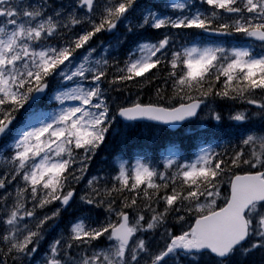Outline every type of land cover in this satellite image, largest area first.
Segmentation results:
<instances>
[{"label":"snow or ice","instance_id":"obj_1","mask_svg":"<svg viewBox=\"0 0 264 264\" xmlns=\"http://www.w3.org/2000/svg\"><path fill=\"white\" fill-rule=\"evenodd\" d=\"M0 264H264V0H0Z\"/></svg>","mask_w":264,"mask_h":264},{"label":"trees","instance_id":"obj_2","mask_svg":"<svg viewBox=\"0 0 264 264\" xmlns=\"http://www.w3.org/2000/svg\"><path fill=\"white\" fill-rule=\"evenodd\" d=\"M211 127V126H210ZM146 128L143 125H136L126 129V144L128 146L138 147L143 151V154H149L152 158H156L168 146L177 147L181 153H190L196 147L197 141L200 138H207L213 132L209 129L204 131H195V122L189 125H184L177 132H170L166 128L159 130L155 136H149L142 139L141 129ZM188 128V129H187ZM152 131L150 128H146ZM216 135H223V131H218ZM129 149H126V154ZM107 154H105L106 156Z\"/></svg>","mask_w":264,"mask_h":264},{"label":"rangeland","instance_id":"obj_3","mask_svg":"<svg viewBox=\"0 0 264 264\" xmlns=\"http://www.w3.org/2000/svg\"><path fill=\"white\" fill-rule=\"evenodd\" d=\"M204 125L205 126H201V123L200 122H196L195 123V131H204V130H206V129H209L210 128V125H207V122H204ZM188 129V128H187ZM223 130V135H225V136H227V135H232L233 133H232V130L231 129H222ZM158 132H159V129H152V131L151 130H149V129H146V128H142L141 129V137H142V139H144L145 137H149V136H155V135H157L158 134ZM210 132H213V130H212V128L210 129ZM125 133H126V129L124 130V135H125ZM125 137H126V135H125ZM135 147V146H134ZM126 149H130V154H132L133 155V157L131 158V159H135V158H137L138 157V155L140 156V154L141 153H139V151H136V150H134L133 148H129V146L126 144ZM126 151V150H125ZM177 152H179L178 150H175V149H167V151H165L164 152V154H163V156L161 157V159H163V158H165V157H173V158H175L174 157V154L175 153H177ZM122 155V157L124 158V159H127L126 158V154H125V152L124 153H122L121 154ZM137 155V156H136ZM136 156V157H135ZM130 160V159H129Z\"/></svg>","mask_w":264,"mask_h":264},{"label":"water","instance_id":"obj_4","mask_svg":"<svg viewBox=\"0 0 264 264\" xmlns=\"http://www.w3.org/2000/svg\"><path fill=\"white\" fill-rule=\"evenodd\" d=\"M167 128V127H166ZM180 127H177V128H175V129H172V128H167V129H169V130H171V131H176V130H178Z\"/></svg>","mask_w":264,"mask_h":264}]
</instances>
